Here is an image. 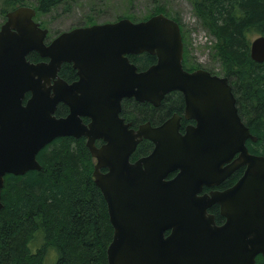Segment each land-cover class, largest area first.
Listing matches in <instances>:
<instances>
[{"label":"water","instance_id":"95a60500","mask_svg":"<svg viewBox=\"0 0 264 264\" xmlns=\"http://www.w3.org/2000/svg\"><path fill=\"white\" fill-rule=\"evenodd\" d=\"M34 14L20 5L0 26V193L5 174L40 168L36 154L53 138L84 136L113 229L107 264H254L264 257V155L247 149L246 139L256 138L237 113L227 77L182 67L177 21L161 12L121 17L62 31L46 44L47 29ZM30 51L46 60H27ZM142 52L156 59L138 71L127 55ZM249 55L263 61L264 35L251 39ZM63 62L77 80L58 76ZM170 90L183 93L186 116L195 120L184 133L175 114L136 129L119 116L122 98L157 106ZM59 102L68 106L65 116L54 114ZM141 139L152 150L130 162ZM240 165L231 186L199 194ZM215 203L220 224L207 211Z\"/></svg>","mask_w":264,"mask_h":264},{"label":"trees","instance_id":"16d2710c","mask_svg":"<svg viewBox=\"0 0 264 264\" xmlns=\"http://www.w3.org/2000/svg\"><path fill=\"white\" fill-rule=\"evenodd\" d=\"M63 1L67 2L37 0V5L32 6L36 10L35 19ZM188 1L193 15L214 38L211 52L220 64L217 73L227 77L237 112L256 137L246 145L251 153L264 155V59L256 62L249 55L251 39L264 35V0ZM20 5L25 3L3 0L1 13ZM159 12L179 22L163 5L155 6L142 19ZM120 17L134 20L131 14L116 19ZM91 20L87 16L86 21ZM180 32L185 58V34L181 28ZM129 57L139 68L155 61V56L146 52ZM26 58L32 62L41 59L35 51ZM183 63L186 65L185 59ZM186 66L194 68L189 63ZM58 74L69 78L73 70L62 63ZM180 107L178 97L166 95L157 107L127 99L121 113L133 123L145 120L157 123ZM64 110L65 106L58 105L55 114L62 115ZM151 147L150 141L142 140L134 154L146 153ZM36 159L39 169L4 175L0 193V264H44L50 250L55 252L54 261L51 257L53 264H107L106 247L113 229L105 200L92 177L93 159L84 139L55 137L37 152ZM215 212V221L219 223L223 217ZM254 264H264V257L256 255Z\"/></svg>","mask_w":264,"mask_h":264},{"label":"rangeland","instance_id":"374dc122","mask_svg":"<svg viewBox=\"0 0 264 264\" xmlns=\"http://www.w3.org/2000/svg\"><path fill=\"white\" fill-rule=\"evenodd\" d=\"M22 1L31 7L37 5V0ZM2 5L3 0H0V24L3 21ZM158 5H163L170 16L178 18L179 26L185 34L186 65L189 63L194 67L201 66L215 73L220 72V64L211 52L214 38L193 15L188 0H67L51 10L39 13L36 19L48 29L51 37L70 28L114 21L125 14L133 15L134 20H141ZM87 16L92 20L86 21ZM52 256L54 261L55 252L48 251L44 264H53Z\"/></svg>","mask_w":264,"mask_h":264},{"label":"flooded vegetation","instance_id":"af4514ba","mask_svg":"<svg viewBox=\"0 0 264 264\" xmlns=\"http://www.w3.org/2000/svg\"><path fill=\"white\" fill-rule=\"evenodd\" d=\"M26 5V4H25ZM26 6H29V5H26ZM18 7V6H17ZM31 7V6H30ZM14 8H16V7H14ZM14 8H12V9H9V10H7L4 14L2 13L1 14V16L3 17V21L1 22V24L5 21V19H6V13L7 12H9V11H11V10H13ZM35 9V8H34ZM35 14H36V10H35ZM35 14H34V16H33V19H34V21H36V22H38L39 23V21L37 20V19H35ZM121 18V17H120ZM115 20H117V19H115ZM133 21H138V20H133ZM1 24H0V26H1ZM92 24V23H91ZM39 25H40V23H39ZM87 25H90V24H87ZM40 27H42V26H40ZM42 28H45V27H42ZM70 29H72V28H70ZM70 29H68V30H70ZM60 33V32H59ZM59 33H57L56 35H58ZM56 35H54V36H51V37H49V34H48V31H47V34H46V36H45V38H44V42L47 44V43H49ZM184 50V49H183ZM31 52V51H30ZM142 53H144V52H142ZM139 54H141V53H139ZM184 53H182V67L185 69V70H187V71H192V70H195V69H198V68H202V69H205V68H203V67H201V66H197V67H194L193 69H188L189 68V66H186L184 63H183V58H184V55H183ZM28 55V54H27ZM130 55H138V54H128L127 56H128V58H129V60H130ZM156 59V58H155ZM28 60V59H27ZM40 60H46V58H41ZM130 62H132V61H130ZM155 62V61H154ZM154 62H152V63H150L149 65H151V64H153ZM63 63H65V64H67V66L69 67V69H71V70H73V74H72V76L71 77H69V78H65V77H62V76H60L59 74H58V72H57V74H58V76L59 77H61L63 80H65L67 83H70V82H72V81H75V80H77L78 79V75H77V73H76V70L72 67V64L71 63H69V62H63ZM135 65H136V68H137V70L138 71H140V70H143V69H145V68H147L149 65H147L146 67H144V68H139V66L136 64V63H134ZM62 65V64H61ZM61 67V66H60ZM60 69V68H59ZM205 70H208V69H205ZM59 71V70H58ZM209 71V70H208ZM210 72V71H209ZM211 73V72H210ZM166 95H169L170 97H175V98H179L180 99V101H181V107L178 109V110H174V111H172L169 115H167L166 117H164L161 121H159V122H157V123H153V122H151L150 120H145V121H142V122H135V123H133L132 121H130V120H128L127 118H125L123 115H122V113H121V111H122V104H123V101H125V100H127V99H132V100H134V101H137V100H135L133 97H124V98H122L121 99V101H120V111H119V116L120 117H122L123 118V120H124V122L125 123H130V126L129 127H131V128H134V129H136L137 128V126L139 125V124H141V123H144V122H146V121H148L152 126H156V125H158V124H160V123H162L164 120H166L167 118H169L170 116H172L173 114H175L176 116H178V122H179V126H178V130H179V132L180 133H184V131H185V128L188 126V125H194L195 124V120L192 118V117H188V116H186V112H185V99H184V95H183V93L181 92V91H179V90H170V91H168L167 93H165L164 95H163V97L161 98V100L166 96ZM29 96V94H28V92H26L25 93V98L23 99V101H25L26 100V98ZM161 100H160V102H161ZM138 102H141V101H138ZM143 102H146V101H143ZM146 103H148V102H146ZM148 104H150V103H148ZM58 105H63V106H65V110H64V113L62 114V115H56L55 114V112H54V114H55V116H57V117H59V116H65L67 113H68V106L66 105V104H64V103H62V102H59L57 105H56V107L58 106ZM150 105H152V104H150ZM160 105V103L157 105V106H159ZM153 106V105H152ZM157 106H154V107H157ZM56 110V109H55ZM238 113V112H237ZM238 115H239V113H238ZM239 117H240V119H241V121L245 124V118L244 117H242V116H240L239 115ZM82 121H83V123H87L88 121H89V118L88 117H85V116H83L82 117ZM246 125V124H245ZM247 126V125H246ZM248 127V126H247ZM248 130H249V127H248ZM249 132H250V130H249ZM251 133V132H250ZM252 134V133H251ZM253 135V134H252ZM254 136V135H253ZM83 139H84V141H85V137L84 136H81ZM81 137H79V138H81ZM255 137V136H254ZM74 138V137H73ZM256 138V137H255ZM142 140H148V139H141L137 144H136V147H137V145L142 141ZM256 140V139H255ZM255 140H251V139H246V141H245V144H246V142H248V141H252V142H254ZM148 141H150V140H148ZM103 140L102 139H100V138H97V139H95V141H94V144H95V146L96 147H100L102 144H103ZM151 142V141H150ZM151 144H152V147H153V143L151 142ZM86 146V145H85ZM247 146V145H246ZM136 147L134 148V150H133V152L129 155V158H128V160L130 161V162H133V161H135L136 159H138V158H140V157H142V156H145V155H147L151 150H152V147H151V149L148 151V152H146V153H139V154H134V151L136 150ZM247 149H248V147H247ZM248 151H249V149H248ZM250 152V151H249ZM237 156V154H235L229 161H227V162H224L223 164H222V166H226L227 164H229L235 157ZM92 157V156H91ZM92 159H93V165H94V163L96 162V159L94 158V157H92ZM93 165H92V170H93ZM244 168H245V166L244 165H240L239 167H237V168H235L228 176H226L223 180H221L217 185H212V186H207V185H203L202 186V189H201V192L199 193V194H203V193H209L210 191H212V190H223V189H225V188H227V187H229V186H231L233 183H235V181L241 176V174H242V172H243V170H244ZM101 172H106L107 171V168L106 167H101L100 169H99ZM176 173V171H172V172H170L169 174H168V176H167V178H170V177H172L174 174ZM230 181V183L229 184H227L228 182ZM215 210H217V212H218V214H219V205L218 204H212L211 206H209L208 208H207V211L209 212V213H211V214H213L214 215V218H215V215H216V212H215ZM220 215V214H219ZM224 221V218H223V220L222 221H220L218 224H220V223H222ZM216 222V221H215Z\"/></svg>","mask_w":264,"mask_h":264}]
</instances>
